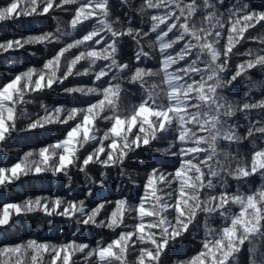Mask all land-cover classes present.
Returning a JSON list of instances; mask_svg holds the SVG:
<instances>
[{
    "label": "snow or ice",
    "instance_id": "snow-or-ice-1",
    "mask_svg": "<svg viewBox=\"0 0 264 264\" xmlns=\"http://www.w3.org/2000/svg\"><path fill=\"white\" fill-rule=\"evenodd\" d=\"M0 264H264V0L0 3Z\"/></svg>",
    "mask_w": 264,
    "mask_h": 264
},
{
    "label": "trees",
    "instance_id": "trees-1",
    "mask_svg": "<svg viewBox=\"0 0 264 264\" xmlns=\"http://www.w3.org/2000/svg\"><path fill=\"white\" fill-rule=\"evenodd\" d=\"M3 2H4V0H0V3H3ZM34 26H35V25H34ZM37 187H39V185H38ZM44 187H45V188H47L48 186H47V185H45ZM16 191H17V192H20V191H21V189H20V188H17V189H16Z\"/></svg>",
    "mask_w": 264,
    "mask_h": 264
}]
</instances>
